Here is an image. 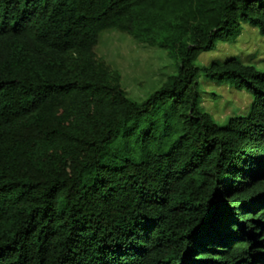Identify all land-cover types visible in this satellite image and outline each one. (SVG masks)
Here are the masks:
<instances>
[{
  "label": "trees",
  "instance_id": "1",
  "mask_svg": "<svg viewBox=\"0 0 264 264\" xmlns=\"http://www.w3.org/2000/svg\"><path fill=\"white\" fill-rule=\"evenodd\" d=\"M264 0H0V264H264V70L198 56ZM174 58L144 100L96 51ZM201 76L252 95L219 124Z\"/></svg>",
  "mask_w": 264,
  "mask_h": 264
},
{
  "label": "rangeland",
  "instance_id": "2",
  "mask_svg": "<svg viewBox=\"0 0 264 264\" xmlns=\"http://www.w3.org/2000/svg\"><path fill=\"white\" fill-rule=\"evenodd\" d=\"M96 51L121 72L123 86L137 101L144 100L177 70L174 58L166 50L139 43L117 30L104 31ZM231 57L264 70V35L256 27L244 23L236 37L219 41L214 50L202 52L196 64L209 66L212 62H224ZM200 81L202 109L219 124L231 116L247 114L252 101L248 90L229 83L212 82L205 76H201Z\"/></svg>",
  "mask_w": 264,
  "mask_h": 264
}]
</instances>
